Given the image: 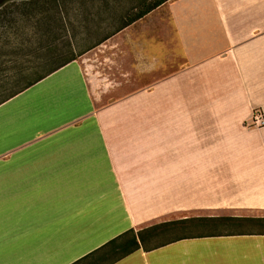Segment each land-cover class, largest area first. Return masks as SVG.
I'll use <instances>...</instances> for the list:
<instances>
[{"label": "crops", "instance_id": "1", "mask_svg": "<svg viewBox=\"0 0 264 264\" xmlns=\"http://www.w3.org/2000/svg\"><path fill=\"white\" fill-rule=\"evenodd\" d=\"M106 47L135 87L104 103L93 84L108 77L86 56L33 86L58 91L42 116L0 126V264H74L166 222L264 218V128L248 127L264 111V0H169ZM32 121L43 129L29 134ZM260 238L185 239L115 264H259Z\"/></svg>", "mask_w": 264, "mask_h": 264}, {"label": "trees", "instance_id": "2", "mask_svg": "<svg viewBox=\"0 0 264 264\" xmlns=\"http://www.w3.org/2000/svg\"><path fill=\"white\" fill-rule=\"evenodd\" d=\"M66 1L0 0V28L13 26L26 31V23L33 22L36 24L39 21L42 26L39 27V31L45 30L50 34V36L47 35V38L40 35L38 42L34 45L24 42L15 44V49L19 52L31 50L33 54L30 53L28 56L32 57L33 60L27 67L20 69L16 76L12 77L11 81L15 85L6 97L0 98V106L77 60L78 56L74 52L72 41L60 48L56 45L59 38L52 35L57 31L55 30L56 16L61 21L62 29L67 30L66 24L64 25V18L60 17V14H63ZM101 1L109 11L112 4L111 0ZM116 1L122 2V0ZM132 1L137 6L133 7L127 14L125 11L126 15H121L118 18V26L87 51L99 46L169 0ZM235 235H264V218L201 217L161 223L139 231L132 229L74 264H115L141 249L149 252L185 239Z\"/></svg>", "mask_w": 264, "mask_h": 264}, {"label": "rangeland", "instance_id": "3", "mask_svg": "<svg viewBox=\"0 0 264 264\" xmlns=\"http://www.w3.org/2000/svg\"><path fill=\"white\" fill-rule=\"evenodd\" d=\"M111 3L108 11L101 0H67L64 3L63 14H60V17L64 18V25L66 24L67 30L62 29L61 21L56 16L57 25H55V30L57 31L52 34L59 38L56 45L60 48L65 47L72 41L74 52L78 56L77 60L86 56L90 59L87 63L95 68L92 69L94 79L95 77H101L99 74L103 75L104 78L108 77L101 84H97V82L96 85L93 84L96 95H104V103L110 101L112 97L129 91L138 83V80L132 82L131 77L126 75L128 66L125 65L126 63L122 58L115 70L108 67L110 65L108 58L112 56V48L106 47V41L87 51L118 26V18L124 15L125 11H127V14L133 7L137 6L132 0H122L121 3L111 0ZM25 27H27L26 31L13 26L0 28V91L2 92V94L0 92V98L6 97L15 85L11 81L12 77L16 76L20 69L27 67L32 63L30 61L33 60L32 57L28 56L30 53L33 54L31 50L19 52L15 49V44L24 42L34 45L38 42L40 35L45 38H47V35L50 36L45 30L46 33L39 31V27H42L39 21L36 24L33 22L26 23ZM179 64H183L181 59ZM175 68L177 67L173 66V69L166 71L164 75L172 72ZM32 88L0 106L1 127H6L8 131H11L13 125H18L19 119L9 118L42 116L45 111L50 109L51 101L54 98L58 101L57 90L53 93H46L41 90V87L31 91ZM28 129L29 134L35 133L43 129V126L32 121L31 124H28ZM1 146L2 144H0ZM256 243L259 247V259L262 261L259 264H264V238H260Z\"/></svg>", "mask_w": 264, "mask_h": 264}, {"label": "built area", "instance_id": "4", "mask_svg": "<svg viewBox=\"0 0 264 264\" xmlns=\"http://www.w3.org/2000/svg\"><path fill=\"white\" fill-rule=\"evenodd\" d=\"M248 127L251 129H263L264 128V111L262 109H256L252 115Z\"/></svg>", "mask_w": 264, "mask_h": 264}]
</instances>
